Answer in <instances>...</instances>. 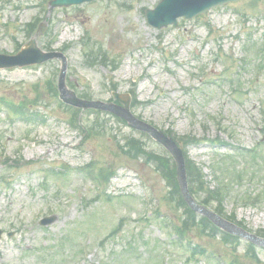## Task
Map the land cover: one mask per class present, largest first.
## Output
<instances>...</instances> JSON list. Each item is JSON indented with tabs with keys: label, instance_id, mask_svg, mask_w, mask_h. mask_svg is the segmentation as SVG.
I'll return each instance as SVG.
<instances>
[{
	"label": "rangeland",
	"instance_id": "1",
	"mask_svg": "<svg viewBox=\"0 0 264 264\" xmlns=\"http://www.w3.org/2000/svg\"><path fill=\"white\" fill-rule=\"evenodd\" d=\"M51 1L0 0V55H17L44 27L37 46L64 56L67 90L103 103L129 95L136 118L198 142L182 147L202 174L188 179L192 198L215 212L218 194L225 217L264 231V0L163 30L145 14L161 0ZM60 71V59L0 69V264H264L263 248L254 257L245 240L234 247L195 226L184 240L207 259L176 243L172 225L186 214L168 175L121 151L126 137L146 154L166 158L164 148L121 119L62 104ZM21 104L36 119H22ZM46 217L55 220L42 226Z\"/></svg>",
	"mask_w": 264,
	"mask_h": 264
},
{
	"label": "water",
	"instance_id": "2",
	"mask_svg": "<svg viewBox=\"0 0 264 264\" xmlns=\"http://www.w3.org/2000/svg\"><path fill=\"white\" fill-rule=\"evenodd\" d=\"M92 1L96 0H54L50 3V6L52 9H54L80 5L85 2ZM238 1L240 0H162L154 10H147L146 16L148 23L151 26L161 30L169 27L170 25L176 27L177 20L181 17L191 20L207 13L213 8L225 6L229 3ZM40 34L41 32H39L37 35L39 36ZM55 58H61L63 61L59 79V88L61 92V99L66 104L83 109L93 108L110 112L115 116L124 119L131 129L148 134L154 141L161 144L173 157L177 167V179L181 192L185 201L193 211L210 219L223 231L232 235H236L241 239L247 240L258 247H264V239L247 232L243 228L225 220L224 218L208 210L204 206L198 205L195 202L188 188L186 164L182 149L174 142L171 137L166 136L163 132L136 118L131 112V101L128 95L124 97L123 95L117 93L114 94L115 99L123 104V106H119L114 103L88 102L78 99L75 93L67 90L65 86L66 60L64 56L59 53L42 52L37 47L35 38L32 39L16 56L9 57L0 55V69L42 64ZM54 220L55 218H46L42 221V225H49L53 223Z\"/></svg>",
	"mask_w": 264,
	"mask_h": 264
},
{
	"label": "trees",
	"instance_id": "3",
	"mask_svg": "<svg viewBox=\"0 0 264 264\" xmlns=\"http://www.w3.org/2000/svg\"><path fill=\"white\" fill-rule=\"evenodd\" d=\"M90 52L94 51V48H92V46L89 48ZM88 57V56H87ZM54 86V85H51ZM10 106V104H9ZM27 105L25 104H21V108H20V112L19 115H23L24 111H26L27 109ZM102 115H106L109 116L108 114H102ZM73 117V121L80 123V119H78L77 115H72ZM98 122L97 120L94 121V123ZM107 125V123H106ZM169 135L174 136V134L171 132H169ZM176 140V139H175ZM182 140V139H181ZM178 141V140H177ZM183 143L186 144H199L198 142L194 141V140H182ZM121 151L123 153H125L126 155L132 157V158H143V160L145 162H147L148 164H153V166L155 165V168L157 171H160L163 175H168V182L172 183L171 187L172 190H170V199L172 200V202L177 204V207L180 209H183L185 211V218H183V220L180 222V224L177 226H175V231L177 233L180 234V236L182 238H185L184 234L190 229L189 226H195L198 227L202 230V232L204 234H208L210 236H221L226 243L232 245V246H237L238 242H240L239 238L234 237V236H230L224 232H222L221 230H219L216 226H214L209 220H207L204 217H198L194 212H192L190 210V208L187 206V204L185 203L180 189L177 185V179H176V173H175V165L174 162L172 161V158L169 155H164L166 156V158H162V157H158V156H153L151 154H146L145 152L142 151V142L140 141H136L133 138H129L126 137L124 139V144L121 147ZM186 168H187V175H188V179H189V184L192 185H196L199 180L202 177L201 174V170H198L197 168H195V165L187 162L186 163ZM78 173H82V170H78ZM191 193L194 195V190L192 188H190ZM209 198L207 199V201L201 202L202 205L204 206H210L211 202H209ZM216 200L218 202V205H222L223 204V199L218 198V194H216ZM177 201V202H176ZM220 206H217L215 212L221 216H223L224 218L235 222L236 224H238L239 226L247 229L243 223L237 222L236 218L234 216H230V217H225L222 213V211L220 210ZM248 230V229H247ZM257 235L261 236L264 238V231H260L256 233ZM248 249H247V254L249 253L251 256L256 257V248L255 246H253L252 244H247ZM237 250V247H236ZM194 254L199 253V254H203L204 252L200 249V248H195L193 250Z\"/></svg>",
	"mask_w": 264,
	"mask_h": 264
}]
</instances>
